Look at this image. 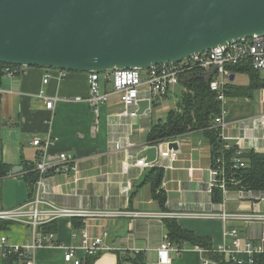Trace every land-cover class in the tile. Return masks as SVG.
Returning a JSON list of instances; mask_svg holds the SVG:
<instances>
[{
  "label": "crops",
  "instance_id": "0c3cea01",
  "mask_svg": "<svg viewBox=\"0 0 264 264\" xmlns=\"http://www.w3.org/2000/svg\"><path fill=\"white\" fill-rule=\"evenodd\" d=\"M259 73L264 81V73ZM244 74L248 76V83L237 84V76ZM46 75H50L47 84L44 83ZM231 84L246 87L250 77L246 73L231 72ZM101 85L105 90L112 89V84L103 76ZM0 89V163L10 166L11 171L14 167H23L21 172L12 174L10 171L8 176L0 179V211L18 208L31 199V194L34 197L24 178L38 157V149L32 143L35 139L45 141L50 136L53 140L48 149L50 159L55 160L62 152L77 159L75 173L49 178L51 201L64 208L126 213L108 218L58 221L53 232L60 246L37 249L35 264H73L66 263L64 256L67 248L80 246L81 229H86L92 237L103 238L105 249L97 254L94 264H132L130 259L139 255L145 264H158V249L168 238L166 219L134 217L137 213H175L187 209L210 212L223 202L228 213L264 214V200H240L235 191H230L225 198L222 195L220 203L213 202V194L206 189L213 162L212 151L203 131L178 137L176 147L163 146L164 151L173 148L179 155L171 168L164 169L161 188L166 194L165 207L161 208L153 197L151 186L146 183L152 168L137 167L135 162L146 159L145 147L151 146L147 140L150 129L153 124L164 121L166 114L175 108L181 86L156 102L157 107L156 103L152 105L151 114L145 112L136 117L117 116L127 110L117 96L101 105L96 116L87 102L88 73L28 68L25 73L8 76L3 69L0 71ZM251 96L226 98L225 109L229 112L226 113L225 133L233 140L260 136V131L253 129L251 120L264 114V89ZM260 96L262 99L257 106L256 98ZM46 99H55L52 110L46 108ZM117 143L123 148L117 150ZM249 143L245 140L242 146L248 148ZM164 164L169 163L164 161ZM125 188L129 189L128 194L123 192ZM176 221L197 237L210 239L212 249L185 242L180 247V254L170 253V264H205V259L209 264H220L217 257L223 259V256L217 251L222 245L233 242L231 237L224 236L225 227L220 220L183 218ZM228 228L238 229L243 242L257 243L264 233L262 222H231ZM3 237L11 245L28 246L33 240L31 228L17 223L0 231V244ZM83 256L81 251L77 253L78 258Z\"/></svg>",
  "mask_w": 264,
  "mask_h": 264
},
{
  "label": "water",
  "instance_id": "95a60500",
  "mask_svg": "<svg viewBox=\"0 0 264 264\" xmlns=\"http://www.w3.org/2000/svg\"><path fill=\"white\" fill-rule=\"evenodd\" d=\"M263 34L264 0H0L3 65L148 70ZM138 106L141 115L149 103ZM144 156L155 161L157 148Z\"/></svg>",
  "mask_w": 264,
  "mask_h": 264
},
{
  "label": "built area",
  "instance_id": "2783aa9c",
  "mask_svg": "<svg viewBox=\"0 0 264 264\" xmlns=\"http://www.w3.org/2000/svg\"><path fill=\"white\" fill-rule=\"evenodd\" d=\"M249 65L253 70L264 73V34L253 36L249 39H243L238 42L228 43L204 53H198L183 60L180 63H169L148 70L122 69L111 70L106 73L89 74V96L87 102L96 116L99 115V107L109 102L112 96H117L120 103L127 109L125 112L118 114V117L138 115L141 101H148L149 107L144 111L151 114L153 101H161L167 97L170 92L180 85V77L190 71L198 70L206 78L211 79L210 89L216 93L218 101L221 102V114L215 118L214 127L218 131L219 139L224 144V150L230 152L235 150L234 155L230 158L224 154L217 156L212 167L208 171L207 192L212 195L215 190H220L224 198L230 191H235L240 200H264V192H254L247 188L241 187V182L237 180V173L247 168V163L243 155L247 151L264 153V114L253 118V129L260 131V136L253 138L238 137L235 140L226 135V92L229 85L231 72L229 66ZM217 68L213 77L210 73ZM28 67L19 66L14 69H5L8 76L25 73ZM112 84L111 90H105L101 85V77ZM50 75L45 76L44 83L49 82ZM0 89V93H1ZM55 99H46V108L53 109ZM249 140L248 148L242 146V142ZM53 140L49 136L45 141L35 139L32 145L38 149V157L33 164V172L38 174L34 184V197L24 205L11 209L0 211V220L9 221L17 224L28 226L32 230V244L28 246L11 245L6 237L1 239L0 258L6 259L13 255L17 256L20 264H35L34 255L37 249L42 247H58L56 234L54 232H45L44 228L51 223H57L62 219H88V218H108L120 216L126 213L110 212L106 210H89L82 207L64 208L56 206L50 199L51 191L48 186L49 178L52 175L68 176L77 171V159L74 155L62 152L57 155L55 160L48 156V149ZM176 143L175 140L162 142L156 145L145 147L157 148L156 160L147 162L145 158L137 159L135 165L140 168L162 169L171 168L172 163L177 160L179 151L169 148L164 151L163 146ZM131 147L130 144L126 145ZM123 148L121 143L116 144V149ZM164 161L169 164H164ZM192 171V170H191ZM128 194L129 189H123ZM134 217H146L152 219H207L220 220L224 224V236L233 239L232 244L222 245L217 254L223 256L226 263L233 264H254L257 255L264 254V233L257 243L252 241L243 242L240 238L239 230L229 229L228 224L231 222H241L252 224L254 222L264 223V214L255 212H236L228 213L225 210V204L222 202L216 210L210 212L183 210L175 213H148L133 214ZM80 246L69 247L66 250L64 260L66 263L82 264L87 257L97 255L104 250V242L101 237H92L86 229L80 231ZM81 251L83 258L77 257ZM180 254L182 249L171 243L167 238L158 249V264H170V253ZM139 253V252H137ZM205 264L209 261L205 259ZM211 264H218L213 262Z\"/></svg>",
  "mask_w": 264,
  "mask_h": 264
},
{
  "label": "trees",
  "instance_id": "16d2710c",
  "mask_svg": "<svg viewBox=\"0 0 264 264\" xmlns=\"http://www.w3.org/2000/svg\"><path fill=\"white\" fill-rule=\"evenodd\" d=\"M19 66L0 64V71L3 69H14ZM232 73H246L250 77V84L246 87H237L228 85L226 97H249L252 93L264 89V81L261 80V74L255 71L249 65L229 66ZM58 71V70H56ZM211 79L206 78L200 71L193 70L183 74L180 77L181 91L178 95L179 100L174 109L168 112L166 121H159L152 125L148 134V143L156 145L162 142L175 140L178 137L187 135L195 131H203L211 145L212 160L222 154L226 159L234 155L235 150L227 152L224 150V144L219 139L218 131L214 127L215 118L221 114L222 104L217 99L216 93L210 89ZM158 106L156 103L155 107ZM247 168L238 171L237 180L241 182V187L247 188L254 192H264V153L247 151L243 155ZM11 167L0 163V179L9 175ZM38 174L33 172V165L28 168L27 174L24 176L29 184L31 192H34V184ZM164 177V169L159 167L152 168L147 177V184H150L153 197L157 200L161 208L165 207L166 194L161 188ZM32 198V194H31ZM214 203L222 201V192L215 190L212 195ZM76 223V222H75ZM168 230V239L177 247H181L185 242L194 246L212 249V242L208 238L197 237L194 233L183 229L175 219H166L164 221ZM15 223L0 220V231L8 230L9 226ZM55 224L51 223L44 228L45 232H53ZM98 255L87 257L82 264H94ZM218 259L220 264L226 263L223 259ZM132 264H145L142 256L136 259H130ZM2 264H20L17 256H9L3 259ZM254 264H264V254L257 255Z\"/></svg>",
  "mask_w": 264,
  "mask_h": 264
},
{
  "label": "rangeland",
  "instance_id": "374dc122",
  "mask_svg": "<svg viewBox=\"0 0 264 264\" xmlns=\"http://www.w3.org/2000/svg\"><path fill=\"white\" fill-rule=\"evenodd\" d=\"M102 74H103V73H102ZM236 83H237V84H240V83H248V76L245 75V74L242 75V76H241V75H238V76H237V81H236ZM261 99H262L261 96L259 97V99L256 98V103H255V104H256L257 106L260 104V100H261ZM165 103H166V102H165ZM170 103H171L170 106H172V103H173V102L171 101ZM162 106H163V105H162ZM170 106H169V107H170ZM229 109H230V107H229ZM230 110H231V109H230ZM227 112H229V111H227ZM167 116H168V113L166 114V118L163 119L164 121H166ZM29 201H30V200H29ZM0 264H2V261H1V260H0Z\"/></svg>",
  "mask_w": 264,
  "mask_h": 264
}]
</instances>
